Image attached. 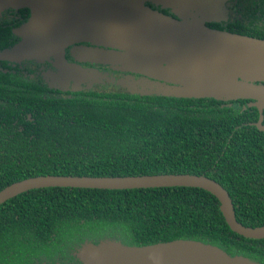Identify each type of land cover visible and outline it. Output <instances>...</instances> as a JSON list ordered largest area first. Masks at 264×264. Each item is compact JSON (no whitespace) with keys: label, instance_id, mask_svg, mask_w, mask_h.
<instances>
[{"label":"trees","instance_id":"obj_1","mask_svg":"<svg viewBox=\"0 0 264 264\" xmlns=\"http://www.w3.org/2000/svg\"><path fill=\"white\" fill-rule=\"evenodd\" d=\"M243 17L209 27L264 40V0H251ZM31 84L0 72V191L47 175H204L228 192L240 224L264 226V132L249 100L58 95ZM219 206L198 188L31 190L0 205V264H82L86 244L175 240L264 264V239L232 232Z\"/></svg>","mask_w":264,"mask_h":264},{"label":"water","instance_id":"obj_2","mask_svg":"<svg viewBox=\"0 0 264 264\" xmlns=\"http://www.w3.org/2000/svg\"><path fill=\"white\" fill-rule=\"evenodd\" d=\"M214 1H157L173 8L180 18L177 20L146 7L145 0H0V13L7 9L30 12L27 24L17 32L22 40L0 52V60L22 63L53 58L58 72L51 75L52 83L63 91H77L93 75L69 64L64 58L65 48L81 43L112 48L103 51L83 47L79 53L89 61L109 64L161 85L157 86V92L151 90V85H145V93L131 94L249 100L247 106L258 111L253 125L264 132V40L208 27L206 23L224 14V10L212 7ZM172 187L198 188L210 193L218 200L232 232L246 239H264V226L240 224L228 192L204 175L29 177L2 189L0 205L43 188ZM76 256L82 264H259L243 256H230L217 246L191 240L144 247L105 241L86 244Z\"/></svg>","mask_w":264,"mask_h":264},{"label":"flooded vegetation","instance_id":"obj_3","mask_svg":"<svg viewBox=\"0 0 264 264\" xmlns=\"http://www.w3.org/2000/svg\"><path fill=\"white\" fill-rule=\"evenodd\" d=\"M157 1H161V0H157ZM157 1L145 0L144 5L153 11H157L166 16L180 20L179 16L174 12L173 8ZM228 3H231L230 11L231 13L233 12L234 18L233 19L230 18L225 23H219L214 21L206 23L208 27L209 25H214V24L225 27L228 24L235 22V20L242 21L246 19L243 17L244 8L246 7L245 5L251 3V0H229L226 4ZM29 17H30V12L28 9H18V10L7 9L0 13V52L10 49L11 47H13L15 44H17L22 40V38L18 36L17 32L25 23L27 24ZM90 46L98 47V49L101 50L110 51V48L108 47H100L88 43H81V44L71 45L65 48L64 50L65 60L71 65L75 64L76 62L72 57V51H74V49L76 50L78 47H90ZM81 66L90 71L110 70L108 66L94 62H84L81 64ZM0 72L29 80L32 83L31 85H33L34 87L49 92H55L58 95H61V93L66 94L68 92H73V90L70 89L63 91L61 87H58V84L51 82L50 79L51 75H54L58 72L57 67L54 64L53 58H51L50 61L39 62V61L29 60V61H24L22 63L0 60ZM130 74L132 73L114 72V75L117 77H120L121 75H130ZM132 75H134L136 80L138 81L140 80V82H142L141 81L142 79H146V77L140 76L138 74H132ZM144 85L143 88L146 90V86ZM77 91H94V90L83 89ZM110 92H116V91H110ZM121 92H125V91H121ZM42 264H46V263L43 262ZM48 264H53V263H48ZM55 264H59V263H55Z\"/></svg>","mask_w":264,"mask_h":264},{"label":"rangeland","instance_id":"obj_4","mask_svg":"<svg viewBox=\"0 0 264 264\" xmlns=\"http://www.w3.org/2000/svg\"><path fill=\"white\" fill-rule=\"evenodd\" d=\"M205 1V0H203ZM229 0H215L214 4L212 5L213 8H219L224 10V14L220 17H217L218 19H216L214 22H219V23H225L227 22L230 18L233 19L234 14L233 12L231 13L230 11V6L231 3H228ZM246 6V5H245ZM193 13L191 12L190 15H192ZM83 47H78L76 50L74 49V51H72V57L74 59V61L76 62L75 65L76 67H80L81 69L87 70L84 67L81 66L82 63L84 62H94V63H99V64H103L105 66H108L110 70L105 71V70H101V71H90L92 73V77L88 78L86 80V82H84L83 84H81L80 86H78L79 90H94V91H116V92H121V91H125L128 93L134 92V93H145V89L143 88V85H151L153 87L154 92H157V86H161L159 83H156L148 78L146 79H142L140 82V80H136V78L134 77V75L130 74V75H121L120 77H117L114 75V72L116 73H125L122 70H118L116 69L114 66H111L109 64H104V63H100L97 61H89L86 58H84L83 55H81L79 53L80 49ZM90 49H97V50H101L98 49V47H87ZM110 50H113L112 48H110ZM105 51V50H103ZM51 79V78H50ZM141 79V78H140ZM52 82V80H51ZM163 85V84H162ZM145 86V85H144ZM150 91V90H148Z\"/></svg>","mask_w":264,"mask_h":264}]
</instances>
